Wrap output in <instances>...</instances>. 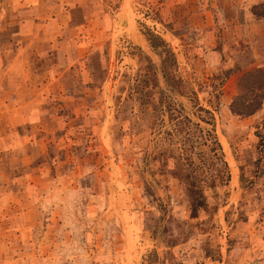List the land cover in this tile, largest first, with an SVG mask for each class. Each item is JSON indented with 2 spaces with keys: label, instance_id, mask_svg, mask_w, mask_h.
<instances>
[{
  "label": "rangeland",
  "instance_id": "1",
  "mask_svg": "<svg viewBox=\"0 0 264 264\" xmlns=\"http://www.w3.org/2000/svg\"><path fill=\"white\" fill-rule=\"evenodd\" d=\"M38 5L51 6L63 28L60 56L50 50L36 63L61 61L65 71L43 80L44 138H30L38 125L3 132L0 264H264V99L248 116L229 110L242 74L264 66V0L29 6ZM146 31L172 51L185 91L213 112L230 180L205 187L217 204L211 216L186 218L187 196L171 172L176 164L157 155L146 120L131 135L137 103L116 115L118 100L151 61L160 89L192 116L190 100L162 79L161 48L150 47ZM26 150L36 156L31 169L44 175L25 174ZM11 192L22 195L21 204L11 202Z\"/></svg>",
  "mask_w": 264,
  "mask_h": 264
},
{
  "label": "trees",
  "instance_id": "2",
  "mask_svg": "<svg viewBox=\"0 0 264 264\" xmlns=\"http://www.w3.org/2000/svg\"><path fill=\"white\" fill-rule=\"evenodd\" d=\"M153 49L161 48V75L167 86L186 96L193 107L190 116L184 107L163 92L157 80L154 65L148 61L145 73L134 78L127 97L117 103V113L124 111L128 103L136 102L139 115L132 112L128 122L131 135L146 120V127L157 155L175 162L171 172L179 179L186 193L188 220L211 216L217 208L205 194V187L225 186L230 180V170L222 145L214 129L213 112L202 106L195 91H185L184 81L176 73V60L164 40L151 32H145ZM264 99V66L244 72L238 82V93L229 104L232 115L253 114ZM115 115V117H116ZM162 264H167L166 259Z\"/></svg>",
  "mask_w": 264,
  "mask_h": 264
},
{
  "label": "crops",
  "instance_id": "3",
  "mask_svg": "<svg viewBox=\"0 0 264 264\" xmlns=\"http://www.w3.org/2000/svg\"><path fill=\"white\" fill-rule=\"evenodd\" d=\"M31 1L0 0V152L9 144V136L3 133L5 130L14 133L18 127L38 125L39 133L30 138L45 137L44 127L49 126L50 122L45 113L44 94L48 92L43 87V80L51 76L54 80L59 79L62 77L61 71H65V68H61V61L52 67L44 64L39 67L36 63H45L50 50L60 56L63 27L51 15L54 13L51 6L31 7ZM56 70L61 73L55 75ZM23 157L26 161L22 165L28 168L25 174L44 175L38 167L34 170L30 167L36 157L34 152L26 150ZM2 197L3 203L6 202V194ZM9 197L12 203H22V195L11 192ZM46 197V194L41 195L40 200L32 204L44 201Z\"/></svg>",
  "mask_w": 264,
  "mask_h": 264
}]
</instances>
